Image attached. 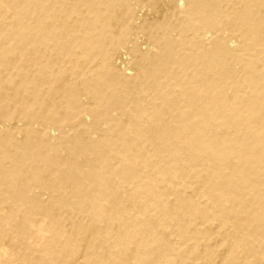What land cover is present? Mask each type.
Segmentation results:
<instances>
[{
	"label": "bare ground",
	"instance_id": "obj_1",
	"mask_svg": "<svg viewBox=\"0 0 264 264\" xmlns=\"http://www.w3.org/2000/svg\"><path fill=\"white\" fill-rule=\"evenodd\" d=\"M6 201L13 264H169L173 219L204 264H264V0H0Z\"/></svg>",
	"mask_w": 264,
	"mask_h": 264
},
{
	"label": "rangeland",
	"instance_id": "obj_2",
	"mask_svg": "<svg viewBox=\"0 0 264 264\" xmlns=\"http://www.w3.org/2000/svg\"><path fill=\"white\" fill-rule=\"evenodd\" d=\"M151 6H152L151 2L147 3V5L144 7V10L142 12H150ZM139 9L137 10V12L141 11V9L140 10ZM140 35H142V34L139 33V34H137V36L135 35L134 38L137 41V47L144 49V47H146L145 38H144V36L141 37ZM139 37H141V39H140L141 42H138ZM133 46H134V44H128L126 42H121V41L117 44V49H118L117 52L118 53L116 54V64L118 66L122 67L121 69H122V71H124V73L127 72L128 70H129V72H132L131 69L133 67V64H132L133 63V61H132L133 57H132L131 50H132ZM128 56L130 57V59H127ZM57 133H59V132H57ZM55 139H58V138H54L53 142H56ZM62 150H63V148H59L58 149L59 153H61L60 151H62ZM63 151L64 152L61 154H65V150H63ZM128 186H129V184H127L125 187H128ZM10 207H11L10 201H6V202L1 204L0 210L2 212H9ZM151 209H153V208H151ZM209 214H210V212L207 214V217L209 216ZM153 215L156 216L157 213H155ZM20 219H22V220H20ZM30 220L35 221L34 226H33L34 227L33 230L35 232L34 233L35 236H37V239H40V240L44 239L45 240V239L52 237L51 233L46 232V231H41V229L39 228V225L37 224V222L41 221L40 219H30ZM155 220H158V219L155 218ZM15 221L21 222V221H24V219L23 218H18V219L16 218ZM47 221L52 223L53 225L58 226V227L65 226L68 224V222H66L67 219H65L63 217H54V218L47 220ZM201 223L203 224L202 221L198 222L199 228L202 230L206 229L207 226H201ZM157 224L158 225H160V224L165 225V223H162V222H157ZM166 224H167V226L166 225L164 226V231L167 234V240L170 241L175 247L174 251L173 250L170 251V254L168 255L169 256V258H168L169 264H199L200 262H201L200 264H204V262L202 260H200V258H199L201 255L200 254L201 249H196L194 247L193 242L190 241L189 238L188 239L182 238L180 240L178 237V236H180V232L186 231V227L188 226V224L187 225L186 224H180V222L177 221L176 219L169 220L168 222H166ZM6 238H8V239H6ZM204 238L205 237L202 236V240H203L202 242H204V240H205ZM2 240L4 243L2 242ZM36 240H30V242H29L30 248L32 251L38 249V246L36 244ZM15 243H16V239L13 238V236H6V237H3L0 239V262L1 263L13 264V262L16 260L15 259L16 257L14 255L15 254L14 253L15 252L14 251ZM206 244H208V242H206ZM13 256H14V258H13ZM149 258L151 259L150 262L153 263L155 261L154 258H158V255L156 257L150 256ZM154 264H158V263L154 262Z\"/></svg>",
	"mask_w": 264,
	"mask_h": 264
}]
</instances>
